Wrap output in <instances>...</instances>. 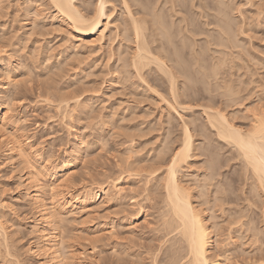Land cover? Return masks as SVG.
<instances>
[{"label":"rangeland","instance_id":"374dc122","mask_svg":"<svg viewBox=\"0 0 264 264\" xmlns=\"http://www.w3.org/2000/svg\"><path fill=\"white\" fill-rule=\"evenodd\" d=\"M22 1L20 0L18 4L22 3ZM83 1L84 2L86 1L85 3H87V5L88 4L91 5L92 3L94 4L96 0H88V1L78 0L77 5L78 6L82 5V7H86L87 5ZM89 1L91 3H89ZM115 1L113 0L112 2L110 1L111 3L116 5L115 8L116 10L111 15V18L114 15H116V19L117 17L121 19L122 16H119L121 14V10H119L120 14H118L119 11L117 10V7L118 9L120 7L119 2L118 1L115 2ZM0 4H1L0 5L1 7L0 8V45L2 46L3 44L5 45L9 44L6 45V47L3 45L5 48L0 55L3 56V58H10L11 55L10 60L12 63L10 62L9 65L14 67V70L12 71L13 73L12 72L10 73L11 75H14L12 76L13 80L12 81L10 80L11 82L9 84H6L7 87L4 90L0 89V99L1 98L3 99V100L1 99L2 102L0 108L5 109L6 105L9 104L12 107V110L10 112L13 115L12 118L18 119V122L15 123L16 128L14 127V125L10 126L11 128L8 125L5 129H8V132L10 131L14 135V137L17 138L18 140L26 142L30 146L32 145L30 147V151L33 150L35 151V154L37 153L36 156L37 158H40V160L39 159L38 160L39 163L41 164H43L44 162L43 158L46 157L48 158L49 162H54L53 164L56 163L60 164L64 162L68 154V153L64 154V152L70 151L72 145L75 142L76 135L78 134V137L85 144V148H84L85 150H83L81 157L78 159H73L75 158L74 155L73 154L72 156L70 155L69 158L74 160L73 163L71 164L72 173L67 183L64 186L65 191H69L71 195L74 196L75 198H78V200L81 197L80 192L82 191V187L84 185L99 186L106 179H111L120 175L123 178L121 180L123 191L120 196L114 197L113 194L112 195L108 194L104 198H100L98 200L87 203V210H83V211L80 210V206L78 205H76V207L74 208L69 206L65 208L68 211V213L65 214L66 216L61 222L60 228L62 230V235H64V240L72 244L70 248L71 249L70 255L73 256L72 258L73 263L109 264L111 262L110 260L111 259L114 260L115 257H116L115 260L121 259L122 254L125 253V251H130L133 253L135 251V253L140 254L142 253L141 251L145 253L147 248H149V246L150 248H152V250L153 248L154 249L156 248L157 242L154 239L156 233V225H157L156 221H158L157 216H158V210L160 211L159 209L160 205L162 206L161 198L163 194V193L162 194L159 193L163 192V190L160 189V184L158 182H154L153 180L148 181L146 176L148 174L143 170L147 167V165H149L151 160H155V157L160 152V150L161 153H166L167 155L171 151L170 149H173V147L174 149H176V147L179 146V144L176 143L178 141L180 142L181 128H182L181 125H183L184 123L182 122V120H184L185 122L188 120L189 122L190 119L192 120L194 118L195 120L193 119L192 122L190 120V122L187 123L191 124L189 125V127H192L191 129L194 130V131L192 130L193 136L195 135L193 139L194 148L196 146L198 147L197 150L196 148L195 149L192 148L193 151L190 152L192 156L190 155V157L187 159L188 161V162L186 161L187 163L186 162L182 163L181 169H179L180 173H178V175L182 176L181 178L183 179V183L186 182L185 184L186 185L188 184L187 186L188 188H190L189 190L191 197H193L192 198L193 202L195 199L194 203L197 204V205L195 204L196 206L200 205L199 208L203 209L204 207L202 205L206 203L208 204L207 205L208 207L205 206L207 209L204 208L206 209V212H204L205 210L203 209L204 215H208L207 217L211 218V220H208V222L210 223L215 222V224H218L216 225V227L222 225V227H217V231H220L218 230L219 228L222 229L220 232H216V230L214 231L216 232L217 235L218 233H221V235L216 236V234H214L213 236V238L215 236L217 237V238L215 237L214 239H218V237H220L218 239L219 241L218 240L217 241L220 242L219 244L220 247L221 245H224L222 246L223 248L222 250H226V248H228L229 246L231 247L228 248L227 250L228 252H226L225 254L228 257L224 255L228 259H225L223 257L225 261L223 260L224 262L222 261L223 262L222 264H228V263L243 264L244 262H245L244 264H246V261L255 254V252L252 253L253 252L252 250L255 247H250V246H256V245L252 242L251 237H249L250 236L249 233H251V231L246 232V230H248L247 225L246 226L244 225L246 227L245 232L246 234L248 233V236L245 234L246 237L248 238L246 239L243 232L245 227L243 228L242 226V229L238 227L239 223L235 221L238 219H235L237 218L236 214L234 215V213L232 212L234 210L235 213L237 210L239 212V209L241 207L242 208L244 207L243 210L240 209L242 210L241 212L244 211L243 213L246 214L245 211L247 210V212L250 214V209L253 206L251 208L249 206L248 208L247 204L243 203L245 201L242 199L243 197L241 196L242 194L244 195V191H246L245 195L248 196L247 191L249 188L248 186L251 181V178H249L248 171H247L248 173H246V176L245 175L244 177L242 176L243 173L241 172L244 171L243 170L241 171L240 169H242L241 162L243 161H239L240 156L235 158L236 156H238L235 148L225 143L224 141H221L220 138L218 139L214 134V130L212 128L211 130L208 125L207 127H209L208 129L210 130L208 129L204 130L205 128L204 123L206 122L202 110L204 108L203 106L206 104L203 103H207V106L209 105L208 107L209 108L211 107V109L219 107V105L222 106L221 107L222 109L223 105L221 102L224 99L222 98L223 99L222 100L221 97L223 96L219 93L218 95L216 93L218 92L216 91V89H215L216 94L214 93V90L213 92L211 90V93L205 90L204 94L206 92L207 93L203 97H201L203 94L201 96L200 95L194 96V98L197 97L196 100L194 99L195 100L194 102L198 103V105H196L193 102L191 103L192 107L189 108L190 110L187 109V111L184 110L183 112L181 110L179 111V109H178L179 112L178 111L174 112L173 110V113H176V115L175 114L173 115L172 111H170L171 112L170 113L169 111L166 110L164 103L163 102L161 103V99L160 102H158L159 101L158 98L152 99L150 97H147L146 95L140 94L143 91L142 88L147 87L145 82H144L145 86H143L144 84L143 83L141 84L139 81L137 82L135 78H131L130 80L123 79L117 82L114 81L113 79L110 80L111 73L109 72L107 67H112V61L115 58L114 56L110 60L108 59L110 56L108 55L109 52L107 48H109L110 37L107 38V41L103 45V47L99 49L96 42L94 44L89 43L91 42L90 40L93 37H88V38L84 37V39L81 37L79 38V36L74 34L67 25L63 23H59L56 19H51V17H49L51 12L49 10L43 9L41 5H39L38 7L43 9L45 12L44 14L43 12L41 13L42 17L41 14L39 15L40 19L43 18L41 19V21H39L40 19L37 18L38 15L35 16V14L33 15V13L29 14L31 18H24L21 12L15 9L17 8L16 6H18L17 2H16L17 5L15 4V0H0ZM36 4H38V2ZM228 4H230L229 6L231 7V9L233 8L231 12L230 7L228 6L229 7L228 11H230L229 16L231 17L230 19H232L231 20L232 22L235 21L234 24H236V27L234 28L238 29V33L240 32L239 34L237 33L238 34L237 37L240 39L242 45H244L243 47L247 48L250 51L251 55L256 57L254 58L251 55L250 56L254 59L248 57L249 59L248 62H250L249 63L250 66L252 65L250 69L251 70L254 69V71H251L249 67L248 68L246 67V71L244 70L245 67L240 68L241 70H243L244 74L246 73L245 75L243 74L240 79L241 81L243 80L242 82H244L245 84L241 82L242 84L239 87L240 80L234 81L236 85L235 87L242 88L244 90L242 93V89H240V92L242 94L240 93V98L236 102L237 105L236 103L233 102L232 104L231 102L232 105L229 104V106L231 105L230 107L233 109H231L229 106H224L222 110L223 111L226 110L224 112L227 114L231 113L230 116L228 115L231 118L229 120L231 121L235 120L233 121V123L235 122V124L237 123V125L241 126L243 129H246L244 127L246 126L248 128L252 123L251 120H253L252 119L253 112L256 113L254 114V116L258 114H259L258 116H264L263 114L264 113V109H263L264 108V85H263L264 84L263 82L264 81V67H263L264 66V0H251V1L229 0ZM92 6L93 5H91V7ZM258 6L260 8H258ZM257 8L260 10L258 11ZM82 9L84 13L87 14L91 13V10L89 9H88L89 11L85 8ZM236 10H239V12L238 11L236 12ZM210 12L212 13V11ZM241 14L244 16H242ZM32 15L35 17H32ZM43 15H45L46 17ZM251 16L255 17L253 18L254 21L250 19L251 22L253 21L250 24L251 25L253 24V26L255 25L253 27L254 29L248 28V26H250L248 25L249 22L245 24L247 21H249L247 19L252 18ZM33 18H37L38 24L35 23L36 21L34 23L31 22L33 21ZM120 19H117L118 21L116 20V23L120 24L121 26L122 19L121 21ZM244 19H246V21H244ZM234 24L231 25L232 29L233 26H235ZM210 26L212 28V25H209V27L208 26H204V27L210 28ZM245 26L247 27V29ZM239 27L241 29L242 28L244 29L245 27L244 29L245 32L243 31L242 33L241 30L239 31ZM88 40H89L88 42L89 44L86 43ZM116 42H117L116 40L112 42V46H114V48H116L115 47ZM75 44L78 45L85 44L84 45L85 47L87 46L86 44L91 46L88 47L91 48L90 50L91 54L90 52L86 53L88 52L87 48H83L82 50L77 51L78 54L82 56L81 57L82 59L85 57L87 63L84 60H82L81 62H79L81 64L79 63L75 64L77 63L76 59L78 58L77 57L78 55L76 50H74L71 47ZM205 53L206 55L207 53L210 54V51H207ZM206 55H204V59L206 57V59L209 60V58H207L208 56ZM50 57H52V59ZM73 57H75L76 62H74ZM13 58H15L14 61H12ZM71 59L73 61H70L71 63L70 64L69 60ZM63 60L65 61L68 60L66 63L68 65L70 64L69 65L70 68L71 66H73V68H71V70L67 73V76L65 74L66 77L64 76L63 78L62 72L59 73L62 74V77L60 75L59 77H56V75L58 74L54 75L52 73V71L54 72L56 70L54 68L56 65L57 67L67 69L68 71L69 66L67 65L68 68H66V65L65 66L63 65L64 64L63 62H65ZM259 60H261V62ZM254 61H259L261 64ZM204 62L207 63V61L205 60ZM60 63L62 64V66L59 65ZM260 65L263 66L261 67ZM252 67L254 68L252 69ZM234 69H236V67L235 68L233 67L231 70L233 71ZM237 69L234 72L238 71ZM67 71H65V73ZM225 71L227 72L228 75L230 68L226 67ZM252 72H254V74H252ZM235 76L236 75H234L233 79H236ZM250 77L253 79L256 78L255 80L257 81V83L256 81L254 83H250ZM258 78L260 80L263 78L262 82H260ZM65 80L67 81V83H65L66 82ZM90 80L94 81V83L93 82L91 83ZM198 83L199 82H197V84ZM60 84L61 87H59ZM80 84L86 86L89 89L88 91H90V88L95 89L93 85H96L97 90H94L95 94L94 92H92L93 93L92 95L93 96L95 95L94 98L92 95H89V92L88 93L84 92L86 94L83 93L82 95L79 96V99L81 100L82 98L84 100L85 98L91 96L92 97L91 102L83 108L81 104L75 106L72 100L69 102L68 106H66V104H63L62 101V104L64 106L61 105L62 108L59 107L61 101L59 100L58 102L57 100V98L59 99L58 94L61 97L62 95L60 94L61 93L63 94L66 91L65 90L66 87L68 86L67 89L69 90H67L68 92L66 94L67 96L68 95L70 96V93L76 87L82 86ZM138 84L141 85L139 86ZM197 84H196L197 87L201 86ZM64 85L65 87L63 88ZM155 85L156 87L158 86L157 88L161 87L163 90L160 88L161 90L160 91L153 85L154 89H156L160 93L164 92L165 87L162 84H161L162 86L159 87L160 83H158L157 85L156 82ZM84 86L81 88H84ZM251 86H253L252 89H250ZM204 87H206L208 90L211 89L209 85L208 87L204 85ZM63 89L65 91L61 92ZM76 90L74 91V93L79 94L80 92L78 93L76 92ZM79 91H81V89ZM133 92H135V94ZM208 93L210 97L211 95L212 96L218 95V97L213 96L215 97L214 101L212 97H211L212 100L211 98L207 99L205 96H207ZM86 95L87 97H85ZM64 97H65V93H64ZM200 99L203 100L201 101ZM206 99L207 100L210 99L211 103L208 104L209 101H207ZM218 100H220L221 102ZM240 102L241 104L238 105ZM64 107L66 108L64 109ZM245 107L249 109H246ZM250 109L252 110V112H248V110ZM255 110L257 111L255 112ZM228 111H230V113ZM178 113L181 115L180 118L183 117L182 120H179V117H177L179 115ZM167 123L169 124L167 125ZM163 124H165L167 127ZM197 127L198 128L200 127V129L198 130ZM200 130L201 131L204 130V131L201 132ZM205 131L207 132L209 131L208 132L209 134ZM8 132L6 131L5 135H7ZM11 133L10 134L8 133L9 136L11 135ZM198 133H200L201 136L202 134H204L203 136H205V133H207L206 135L207 136L209 135V137L206 136L207 139L205 140L206 137L204 138L202 136L203 138L202 139L201 136L198 135ZM210 134L213 137H211ZM208 138L209 141L207 142ZM196 142H199L198 145ZM205 142L208 143L207 146L210 145L209 148L205 145L206 144ZM1 143L3 142L1 141ZM1 143H0V201H5V202L0 203V212L3 213L0 215L2 217L1 218L2 221L1 220L0 221L3 222V225H5L6 230L8 231V241H9L8 247L9 245L10 247L7 248L8 249L11 248L10 250L12 251L14 250L15 253L19 255L18 258L20 257L19 259H22L21 260L22 262L24 261L26 264H37L38 263L37 258L32 256L28 252V247L33 241H35V237H34L35 234L31 231L33 229V226L35 225V220H34L35 210L32 208V206H30V204H28L29 202L26 201L25 194L22 193L23 191H19L15 183L16 178L23 173V171L21 170H25V169L23 168L22 165L18 164L19 162L16 161L14 167L12 166L13 168L11 166H8L7 163L5 164V162L3 161L4 157L2 156L4 150L3 146L5 143L3 144ZM130 146H132L131 148L132 150L130 149ZM204 146H206L208 148L206 149L209 150V152L205 151V153L207 152L206 154H203L204 153L203 150L205 149ZM199 147H203L204 149L202 148L200 149ZM167 150L168 152H166ZM195 151H197V154H195L196 153ZM166 155L164 154L165 157ZM209 155H213L215 159L214 161L215 162L217 161L215 163V167L218 165V167H216V172H217V168H219L218 170H220L219 171L220 173L217 172L218 178L215 175L217 179L215 180L214 178L215 182L213 183L211 182V185L209 186V189L207 191L204 189H199L195 185L196 183L194 181L196 180L194 179L195 178L197 179L198 176L199 179L202 178L200 176H203L202 174H204V171H207V169H205L207 164L206 162H210V161H206V160L209 157L213 159V157ZM211 158L208 160H211ZM202 161L204 162V164ZM240 175L243 178L240 177ZM237 176L239 177L237 178ZM245 177H248L250 179V180L248 179L249 182L247 178H246L247 182L246 180H243L245 179ZM44 178L45 177H42V179ZM220 178L221 179L223 178L222 185H224V188L226 186H228L229 188L228 189L226 187L227 189L226 190L222 187L225 190L224 193L225 194L227 193L226 197L228 196V194L230 195V193H232L231 194L232 196H230L231 198L228 196L229 201L230 199H232L231 201H233V196H234V201H233L234 203L236 196L243 192L242 194H240V196L238 195L239 199L237 198L236 200L238 201V204L237 202H235L237 206L239 205V207L236 206L238 209L235 207L236 204L230 205L232 204L231 202L229 206H226L228 202H225L226 205L223 204L225 207L223 206L221 210L223 211L224 208L227 207L225 211L227 212L229 211L228 213L229 215L227 214V212L224 211H223L224 213L221 211L222 212L221 214L219 206L217 208L216 205L215 206L213 205L216 209H214L212 205H210L211 207H209V204L212 201L204 203L203 202L204 200L202 199L203 201L201 202H203V204L202 203L200 204V200H201L200 196L196 195V193L199 194V192H201L202 194L206 192L207 194L203 196L205 198H209L210 197L209 190L215 191L218 189L217 188L218 186L220 187L221 183L219 185L217 183L218 179L220 180ZM46 180H48V178H45L42 181L45 182ZM191 181H193L195 184ZM241 181H243L246 184V190L243 187V185L245 186V184H242L243 182ZM47 183L49 182L47 181ZM224 183H226L227 185H225ZM212 184H216L218 186L216 187V185H214L213 188L211 187ZM149 186H151V188ZM195 186L196 188L194 190ZM157 187H159L160 190ZM239 187H240L239 190H241L242 188V192L238 191ZM210 188H212L213 190ZM222 188L220 187L219 190ZM196 189H199V192H197L198 190ZM157 190H159L160 192L159 191L157 192ZM205 200L207 201V199ZM239 202H241V205L239 204ZM2 204H4V206ZM138 204L143 207V213L139 215V217L137 218L138 220L137 222L128 225L126 223V219L123 217L124 216L123 214L130 210H134L138 208ZM244 205L246 206V208ZM230 206L235 207V209L234 207L233 210L231 209L232 212L231 210H229L231 208ZM211 208L214 210L213 211L214 216L212 215L213 213H210L212 212V210H210ZM72 210L76 212H71ZM256 210L257 209H255L254 211L253 208V212H256ZM209 214L213 218L210 217ZM231 214L234 216L235 226L232 224L233 227L230 228L229 226H232L230 224L232 223L231 220L233 219L232 218L233 216ZM248 215L243 217L244 219L243 218L242 219L244 221L247 220ZM228 217L229 219L230 218L232 219L229 220ZM228 221H230V224ZM255 224L259 227V229L263 228L262 223L257 224L256 221ZM227 227L229 230H226ZM236 227L240 229L241 236L243 234L246 240L243 238V236L242 237L239 236L240 233L236 232L239 231V229L236 230L235 229ZM232 228H234L236 231L234 229H233L234 231L231 230ZM227 231L229 232L228 236H227L228 234ZM230 231H232L231 233L233 235L230 233ZM261 231L264 230L261 229ZM237 235L240 237V239L239 237H237ZM233 238L235 240H233ZM226 239L227 240L229 239V241H226ZM231 239L233 240V242ZM1 240L2 239L0 236V242H2ZM249 240L251 241L250 243ZM130 241L132 243H130ZM231 242L232 245L230 244ZM240 242L242 243L240 244ZM129 244L131 245L128 247ZM238 244L240 245V247ZM0 245L2 244L0 243ZM147 245L149 246L147 247ZM131 246L133 249L130 248ZM143 248L146 250H143ZM1 250H0L1 252L0 264H9V262H7L8 260L7 259L4 260L5 258L1 256L4 253L3 252L4 249ZM216 250L217 249L215 247L214 251H211V254L213 255V252L215 254ZM239 250H241L242 252ZM218 251L219 250H217V252ZM238 251L239 254H237ZM227 253L229 255L230 254L232 255L229 256L227 255ZM119 256L121 258H119ZM123 256L126 257V254L125 255L123 254ZM247 257L249 258L245 261ZM236 258H237V262H236ZM230 259L232 260L230 261ZM233 259L235 260V262ZM238 259L243 260L244 262L242 261L243 262L242 263L240 262V260L238 261Z\"/></svg>","mask_w":264,"mask_h":264},{"label":"bare ground","instance_id":"6f19581e","mask_svg":"<svg viewBox=\"0 0 264 264\" xmlns=\"http://www.w3.org/2000/svg\"><path fill=\"white\" fill-rule=\"evenodd\" d=\"M77 1L78 0H23L22 1L23 4L22 3L18 4L20 0H15V4L16 2L18 4V6H16L17 8L15 9H17V11H20L24 18H31V16L29 15L30 13H33V15L35 14V16L38 15L37 18H39L40 17L39 15L42 12L43 14L45 12L43 9L49 10L51 12V14L49 15L51 19H56L59 23H63L67 25L74 34L79 36V38L81 37L84 39V37L86 38L93 37L91 38V40L89 39L91 42H89L88 40L86 43L89 42L91 44H94L96 42L99 49L103 47V45L107 41V38L110 37L109 48H107L109 52L108 55L110 57L108 55L107 56L109 57L108 58L109 60L115 56V58L112 61V67H107V69L111 73L110 80L113 79L114 81L117 82L123 79L130 80L131 78H135V80H137V82L139 81L141 84L142 83L144 84L145 82L147 87L142 88L143 91L141 93L139 91V93L141 95H146L147 97H150L152 99L158 98L159 100L158 102H160V99H161V103L162 102L164 103L166 110L169 112L172 111L173 113V110L174 112H177L178 109L179 111L181 110L182 112L184 110L187 111V109L190 110L189 108L192 107L191 103H193L197 98V97L194 98V96L196 95L201 96L203 94L201 96L203 97L204 95H206L207 92L211 93V90L212 92L214 90V93L218 91L216 93L217 94L219 93L223 96L221 97V99L222 98L224 99V100L222 99L223 100L222 102L218 100L222 103L223 108L224 106H229L231 102L232 104L233 102L236 103L237 100L240 98V93H241L240 89L242 88L235 87L236 85L234 81L240 80L241 76L244 74L243 70H241L240 68L245 67V69L243 68L245 71H246V67L247 68L249 67L250 69L252 65L250 66L249 64L250 62H248L249 61L248 57L252 58L254 56L251 55L250 51L247 48L243 47L244 45H242L240 39L237 37L240 32L238 33V29L234 28L236 27V24H234L235 21L232 22L231 21L232 19H230L231 17L229 16L230 15L229 12L230 11L232 12L233 8L231 9V7L229 6L231 4V3L228 4L229 0H227L228 2L226 0H116L119 2V5H120L119 9L117 7V10L118 11L121 10V14H120V11L118 12V14H120L119 16H122L121 26L120 24L116 23V20L120 18L117 17L116 19V15H114L111 18V15L116 10L115 9L116 5L111 3L112 0H96L94 4L93 3L91 4L93 5L92 7L90 4L87 5V3H85L86 1L85 2L83 1V2L88 7L85 4L84 5L86 7H82V5L78 6ZM37 2L38 4H36ZM89 3L91 2L89 1ZM39 5H41L43 9L39 8L38 7ZM228 6L231 9L230 11H228L229 9ZM82 8L91 10V13L89 14L84 13ZM258 8L260 7L258 6ZM258 8L257 10L259 11L260 9ZM81 9L83 12L81 11ZM210 11H212V13ZM237 11L239 12V10H236V12ZM33 15L32 17H35ZM260 16H261V13H260ZM41 17H42V14H41ZM37 18H33V21L31 20L30 21L33 23L36 21L35 23H37ZM253 18L255 17L247 19L249 21H247L245 24L249 22L248 25L250 26H248V28H253L255 26V25L253 26V24L252 25L250 24L254 21ZM41 19L39 21H41ZM246 19H244V21H246ZM250 19H252L253 21L251 22ZM232 24L235 25L233 26L234 30L232 29V26H231ZM209 25H212V28L211 26L210 28L204 27V26L209 27ZM240 27H239V31L241 30L242 33L243 31L245 32L244 29L246 26L244 27V29L243 28L241 29ZM115 40L117 41L116 46H115L116 48L112 46V42ZM88 44H86L87 45L86 47L84 46L85 44L84 45L75 44L71 47L74 50H76V52L78 50H82L83 48H87L88 52L86 53H89L91 48H88V47H91V46ZM3 45L6 47V45H9V44H6V45L3 44ZM2 46L0 45V54L2 53V51H4V48H5L4 46L3 47ZM207 51H210V54L207 53L206 55L205 52ZM77 55H78L77 57L78 58L80 57V58L78 59L75 56L77 58L76 59L77 63L75 64H78L82 60L86 62L85 57L82 59L81 58L82 56H80L78 52H77ZM204 55L208 56L207 58H209V60H207L206 57L204 59ZM75 57H73L74 62H76ZM10 58H11V55H10ZM10 58H3V56L0 55V89L1 90H4L7 87L6 84H9L13 80L12 76L14 75H11L10 73L14 70V67L9 65V63L11 62ZM50 58L52 59V57ZM72 59L69 60V63L70 61H73ZM14 60L15 58L12 59V61ZM204 60L207 61V63L204 62ZM67 61L68 60L63 62L64 63L63 65L64 66L66 65V68H68V66L71 64L70 63L68 65L66 63ZM259 61L261 62V60ZM259 61H254V62L260 63ZM61 63L59 64L60 66H62ZM260 66L262 67L263 65H260ZM226 67L230 68L228 75H227V72L225 71ZM233 67L234 68L236 67V69L238 68L237 69L238 71L234 72L236 69L232 71L231 69ZM54 68L56 70L54 69L55 71L54 72L52 71V73L54 75L58 74L56 75V77H59V75L62 77V74H63V78H64L65 74L67 76V73L71 70V68H73V66H71V68L69 66L70 69L68 68V71L67 69L57 67V65ZM253 68L254 67H252V69ZM65 71L67 72L65 73ZM251 71H254V69ZM60 72H62V74H59ZM252 74H254V72H252ZM234 75H236L235 76L236 79H233ZM255 79L256 78L253 79L250 77V83H254L256 81ZM262 79L261 80L259 79L260 82H262ZM242 81L240 80V84L238 81L239 87L242 83H244ZM82 82H85V81H82ZM92 82L94 83V81H91V83ZM156 82H157V85L158 83H160L159 87L162 85L165 87L164 88L165 94L164 92H161L162 93L161 94L159 91L153 88V85L156 87L155 85ZM197 82L199 83L197 84ZM65 83H67V81ZM133 83H136V82H133ZM196 84L199 86L201 85V86L197 87ZM80 85L82 86L76 87L70 93V96L69 95L67 96L66 94L68 92L67 90H69L67 89L68 86L66 85L67 86L65 89L66 91L64 89L61 91V92L65 91L64 92L65 97H64V93L62 94L60 92L61 93L60 95L62 96L60 97L58 94L59 99L57 98V100L58 102L60 100L61 103L59 104L60 106L58 104L57 105L59 107H61V105L63 104H66V106H68L71 100L73 101V104L75 106H78L79 104H81L82 107L84 108L86 105H88L91 102L92 97L91 96L87 97L86 95L85 97L87 98L84 97L85 99L83 100L82 98L81 100L79 99V96L82 95L84 92L86 93L89 92V95H92L93 94L92 92H94L95 94L94 90H97L96 85L92 84L95 87V89L90 88V91H88L89 89L83 84H80ZM204 85H206L207 87L209 85L211 89L209 88L210 90H208L206 87H204ZM83 86L84 88H81ZM143 86H145V84ZM59 87H61V84ZM64 87L65 85L63 86V88ZM252 87L253 86H251L250 89H252ZM160 88H157V89L160 90ZM80 89L81 91H79ZM75 90L76 92L78 93L80 92V93L79 94L74 93ZM205 90H207V92L204 94ZM243 91L244 90L242 89V93ZM133 93L135 94V92ZM218 95L216 96L218 97ZM207 96H209V93ZM207 96H205L207 99L212 97L213 101H214V98L216 97L215 95H213L215 97H213L212 95L211 97L210 96L207 97ZM1 99H0V105L3 100ZM200 100L202 101L203 99H200ZM211 100L210 99L207 100L209 101L208 104L211 103ZM62 101H63V104H62ZM195 104L198 105V103H195ZM203 104H206L204 106L202 105L204 107L202 111L204 113V119L206 123H204L205 128L202 126L200 127L204 128V130L208 129L209 127L210 129L212 128L214 130V134L216 135L218 139L220 138L221 141H224L225 143L234 147L238 155L235 158L240 156L239 161H243L241 162L242 169H240L241 171L242 170L244 171V172H241L243 173L242 176L243 177L244 175L246 176V173L249 172L248 175H249V178H251V181L248 186L249 187L247 191L248 196L245 195L246 191H244L245 196L242 194L243 193L242 188L241 190H239L240 189L239 187L238 191L242 192L240 194H242L241 197H243L242 199L245 201L243 203L247 204L248 208L249 206L250 208L253 206L250 209L251 215L247 212L246 209H244L246 210L245 213L249 215L247 217L248 218L247 220L245 221L243 220L244 219L243 217L247 216L246 214L243 213L244 211L241 212L244 207L243 208L241 207L240 209L242 210L239 209V212L237 210L238 209L237 207H239V205L237 206L238 201L236 200L237 198L239 199L240 194H238L239 196L235 195L236 196L235 202H237V204L235 202L233 203L234 196H233V201H231L232 199H230L229 201L228 196L229 197L232 196L231 195L232 193H230V195L228 194V196L226 197L227 193L226 194L224 193L225 191L224 189H226V187L228 188V186L224 188V185H222L223 178L222 179L220 178V180L218 179L217 183L218 185L221 183L220 187L221 188L223 187L224 189L222 188L223 190L222 189L219 190L220 187L218 185L212 184L211 187L214 188V185H216V187L218 186L217 187L218 189L215 191L209 190L210 191L209 196L211 197V198L209 197L210 199L204 197L205 194H207L206 192L203 194L199 192V189H204L208 191L209 186L211 185V182L212 183L215 182L214 178L215 180L218 178L217 172H219L220 170H218L219 168H217V172H216V167H218V165L216 164L217 166L215 167V163L217 161L216 162L214 161L215 159L213 155H209V156H212L213 159L209 156H208L209 158L207 157L208 159L211 158V160L213 161L208 160V159L206 160L210 162H206L207 164L205 163L206 164L205 169H207V171H204V174H202L203 176H200L202 178L199 179V176L197 179L195 178L194 180L196 181L194 182L196 184L193 181L191 182H193L199 188V189H196L198 190L197 192H199V194L196 193V195L200 196V199H201L200 204L201 203L203 204V202L205 203V202L212 201L209 204V207H211L210 205H212V207L216 205L217 208L219 206L220 212L222 211L221 208H223L224 206L223 204H225V202H228L227 205L225 204L226 206H229L230 202L232 203L230 205L236 204L235 205V207L237 206L236 213L234 212L235 210L232 212L234 206L233 207L230 206L231 208L229 207L230 209L229 208L228 209L229 210L232 209L231 212L234 213V215L236 214L237 218L235 219H238V220H235V221L239 223L238 227L240 229H242V226L244 228L247 225L248 230H246V232L251 231V233H249L250 235L249 237H251L252 242L256 245V246H250V247H255L254 249L252 248L253 249L252 253L255 252V254L251 256L250 258L247 257L246 259L245 258L243 259H245L246 261L249 258L246 261V264H264V231H261V229L264 230V116H258L259 114L254 116V114L256 113L254 112L253 114L251 113L253 115V118H252L253 120H251L252 123L248 128L244 125L245 127L244 126L243 127L246 129H243L241 126L237 125V123L236 124L235 122L233 123V121L235 120L233 121L229 120L231 119L229 117L231 115L230 111H228L230 114H227L224 112L226 110L223 111L222 110L223 108L221 109L222 106L220 105L219 107L211 109V107L210 108L208 107L209 105L207 106V103H203ZM240 104L241 102L238 105ZM65 108L66 107H64V109ZM245 108L249 109L247 107ZM11 110H12V107L9 104L6 105L5 109L0 108V143L1 141L5 143L4 146L2 145L4 148L2 156L4 157L3 161L5 162V164L7 163L8 166L14 167V164L16 161V162H19L18 164L22 165L23 168L25 169V170H21L23 171V173L19 177L16 178L15 183L19 191H23L22 193L25 194V199L27 202H29L28 204H30V206H32V208L35 210L34 211L35 212V219H34L35 225L34 226L32 225L33 229L31 230L35 234L34 236L35 241H33L28 247V252L32 256L37 258V261H38L37 264H76V263H73V260H72L73 256L70 255V252H71L70 248L72 244L64 240V235H62V230L60 228L61 222L66 216L65 214L68 213V211L65 208L68 206L74 208L76 207V205H78L80 206V210L83 211V210H87V203L98 200L100 198H104L108 194H111V195L113 194L114 197L120 196L123 191V186L121 184V180L123 178L120 175V176H117L111 179H106L99 186L84 185L82 187V191L80 192L81 197L78 200V198H75L74 196H72L69 191H65L64 186L67 183L69 177L71 176V173H72L71 164L74 161L73 159L80 158L83 150H85L84 142L78 137V134H77L74 144L72 145L71 149L69 148L70 151L64 152V154L68 153L67 158L65 159L64 162L60 164L59 163L53 164L54 162H49L48 158L46 157V158H43L44 162L43 164H41L39 163L40 158H37L36 156L37 153L35 154V151L33 150L30 151V147L32 145L30 146L26 142L18 140L17 138L14 137V135L10 131L8 132V129H5L8 125L9 127L13 125L15 127V123L18 122V119L12 118L13 115L10 113ZM250 110H248V112H252L253 109L251 111ZM257 110H255V112ZM174 114L176 115V113H173V115ZM179 115L177 117H179V120H182L183 117L180 118L181 115L180 116ZM232 116H233V113H232ZM182 122L184 123L183 125H181L182 128H181L180 142L178 141L176 143V144H179V146H177L178 148L176 147V149H174L173 147V149H170L171 151L169 150L170 152L167 155L166 153H161V150H160V152L156 155L155 160H151L149 165H147V167L143 170L148 174L146 175L147 180L148 181L153 180L154 182H158L160 184V189L163 190V192L159 193V194H162V193L163 194L161 198L162 206L160 205V208H159L160 211L158 210V216H157L158 221H156L157 225H156V233H155V238H154L157 242L156 248L155 249L153 248L152 250V248H150V246L147 245V247L149 246L147 250L143 248V250H146V252L143 253V251H141L142 253L140 254L135 253L134 250H133L134 253L130 251H125V253L123 254L124 255L126 254V257H124L122 254V258L120 257L121 255L119 256V258L121 259L115 260L116 258L115 257L114 260L111 259L110 260L111 262L109 261L110 262L109 264H222L225 261V259H228L226 258L228 256H226L225 254L226 252H228L227 250L230 246L229 247L227 246L228 248L225 247L226 250H222L223 249L222 246L224 245H221L220 247L219 245L220 242H218L219 241L218 239L220 237H218V239H214L216 236L221 235V233H218L217 235L216 232H220L222 230L221 228H219L218 230L220 231H217V227H222V225L216 227V225L218 224H215V222L214 223L208 222V220H211V218H208L207 217L208 215H204L203 213L204 210H205L204 212H206L207 208L205 206H207L208 204L206 203L202 205L204 208H206V209L203 208L204 210L202 208H199L200 205L196 206L197 204L194 203L195 199L193 202V199H192L193 197H191L190 190H189L190 188H188L187 186L188 184L186 185L185 184L186 182L183 183V179L181 178L182 176L178 175V173H180L179 169H181L182 163L187 161V159L191 155L190 152L193 151L192 149L194 148L193 139L195 136V135L193 136L194 130L191 129L192 127H189V125L191 124H188L189 123L188 120L186 122L182 120ZM168 124L169 123H167V125ZM207 125L209 127H207ZM200 127L199 128L197 127L198 130L200 129ZM5 130L9 134L11 133L12 136L11 135L9 136L8 133H7L8 136L5 135L6 134ZM207 133H205V136H203L204 134H202V136L205 138L207 136L206 135ZM198 135H200V133H198ZM207 137H209V135ZM207 137L205 138V140L207 139ZM208 141H209V138L207 142ZM196 143L198 145L199 142H196ZM205 145L207 146L208 143H206ZM206 146H204L205 149L207 147L209 148L210 145L207 147ZM197 147L198 146L195 147L196 150H197ZM131 148L132 146H130V149ZM199 148L204 149L203 147H199ZM205 149L203 150L204 151L203 154L207 153V152L205 153V151L209 152V150L207 149L205 150ZM166 152H168V150ZM195 152H196L195 154H197V151ZM72 154L74 155L75 158L72 157L73 159H70L69 157L70 155L72 156ZM164 154L166 155V157L164 156ZM138 158H141V157H138ZM215 175L217 178L215 177ZM242 176L240 175V177ZM42 177L48 178V180L44 182L42 180H44L45 178L42 179ZM238 177L239 176H237V178ZM246 178L247 180L249 179L248 177H245V179L243 180H246ZM47 181L49 183H47ZM224 184L227 185L226 183ZM242 184H245V183L243 182ZM196 186L194 187V190ZM149 187L151 188V186ZM243 187L246 190V184L245 186L243 185ZM157 188L159 189V187ZM159 190H157V192ZM46 192H47V195H46ZM205 199H207V201ZM1 202L4 203L5 201H0V203ZM241 202H239L240 205H241ZM2 205L4 206V204ZM226 208H224L223 210L224 212H227L225 211ZM253 208H254V211L255 209H257L256 212H253ZM214 209L216 208L214 207ZM210 210H212V212L210 213H213L214 210L212 208ZM71 212H76V211L72 210ZM142 213H143V207L138 204V208L124 213L123 217L126 219V223L128 225H131L138 221L137 218ZM228 213L229 211L227 212V214ZM1 214L3 213L0 212V215ZM212 215L214 216V213ZM232 216H229V217H232ZM210 217L212 216L210 215ZM1 218L2 217L0 216V220ZM232 218H230L232 219L231 220L232 223L230 224V221L228 222L230 225L233 224L235 226L234 216ZM1 221H0V236H1L2 242L0 243L4 246V248L2 245H0L1 247L0 250L4 249L3 251L4 253L1 256H3L5 259L3 257L2 258L4 260L7 259L8 260L7 262H9V264H24L25 262L23 261L24 262L23 263L21 261L22 259H19L20 257L18 258L19 255L15 253L14 250L13 252L12 250H10L11 248L8 249L10 247V245L8 247V243H9L8 231L6 230L5 225H3V222ZM256 221H257V224L262 223L263 228L259 229V227L255 224ZM233 225L229 227L231 228L233 227ZM238 227H236L235 229L238 230L239 229ZM233 229L234 228H232L231 230ZM240 229L239 231H236V230L235 231L237 233L238 232L240 233ZM245 229L246 227L244 228V231H243L244 235L246 234ZM215 230L216 232H214ZM226 230H229L228 227L226 228ZM231 232L232 231H230V233ZM214 234H216V236L213 238ZM228 235H229V232L227 236ZM244 235L242 234L243 238L245 239L246 235L248 236V233L245 235V237ZM239 236L242 237L241 233ZM239 236L237 235V237ZM246 239L248 238L246 237ZM233 240L235 239L233 238ZM131 241L130 243H132ZM226 241H229V239L228 240L226 239ZM232 242L230 243L231 245H232ZM250 242L251 241L249 240V243ZM223 243H226V242H223ZM241 243L242 242H240V244ZM130 245L131 244H129L128 247ZM215 247L217 250H219L218 251L219 253L216 250V253L214 254L213 252V255H212L211 251H214ZM130 248L133 249L132 246ZM239 251L238 253L237 252L236 253L239 254ZM227 255L229 254L227 253ZM231 255L232 254H230L229 256ZM231 260L232 259H230V261ZM239 260L240 259H238V261ZM242 261L243 260H240V262ZM236 262H237V258H236ZM235 264H238V263H235Z\"/></svg>","mask_w":264,"mask_h":264}]
</instances>
